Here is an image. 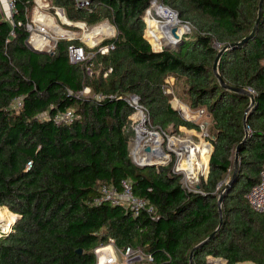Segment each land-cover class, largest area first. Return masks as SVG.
<instances>
[{"label": "trees", "instance_id": "16d2710c", "mask_svg": "<svg viewBox=\"0 0 264 264\" xmlns=\"http://www.w3.org/2000/svg\"><path fill=\"white\" fill-rule=\"evenodd\" d=\"M34 1L15 0V26L0 17V208L18 216L0 234V264H97L96 249L109 243L153 258L133 264H190L194 248L221 223L219 195L233 177L239 146L223 225L195 251L193 262L209 264L213 257L264 264V214L246 199L264 166V6L254 39L228 51L219 64L229 87L254 94L252 109L251 98L224 88L213 70L224 46L251 34L261 0H51L71 23L95 28L108 21L116 29L100 45L114 50L101 55L94 48L95 56L77 65L69 62L71 45L92 51L79 40L62 39L53 53L30 48L26 24ZM154 1L191 27L176 48L155 51L145 37ZM170 76L182 84L179 98L210 116L214 150L197 193L184 187L173 164L138 166L131 154L132 96L163 131H200L171 106L165 93ZM86 88L92 96L82 94ZM98 94L107 98L97 100ZM69 110L76 115L72 122L55 121ZM125 180L153 214L134 217L119 206L95 203L103 186L120 189Z\"/></svg>", "mask_w": 264, "mask_h": 264}, {"label": "built area", "instance_id": "2783aa9c", "mask_svg": "<svg viewBox=\"0 0 264 264\" xmlns=\"http://www.w3.org/2000/svg\"><path fill=\"white\" fill-rule=\"evenodd\" d=\"M51 0H35L34 8H33V17L29 19L26 24V29L30 33V37L28 39V45L33 51H45L47 53H53L57 47V43L62 39H73L69 31H66L63 26L67 28H86V25L83 23H71L67 20L65 16V12L63 9L53 6ZM6 4L9 10V14H6L5 20L15 26L14 17L18 14V9L16 6L15 0H0V17L2 15V5ZM152 8V7H151ZM52 10H55V14L58 15L61 19L62 25L60 26L54 20V16L52 15ZM173 12V11H172ZM151 13V9L146 12L147 17ZM175 13V12H174ZM176 14V13H175ZM53 16V17H52ZM19 25H22L21 23ZM56 29H61L65 34H59L56 32ZM97 29V27H96ZM95 30V28H94ZM92 29V31H94ZM91 33V32H90ZM146 34V33H145ZM87 35V34H85ZM69 36V37H68ZM99 35L94 37V45H91V49L100 47L101 43L106 39L99 40ZM152 45V44H151ZM153 47V45H152ZM155 51H160L161 49ZM111 50H114L113 45L100 47L98 53L101 55H107ZM69 62L71 64H84L91 60L95 56V52H87L83 46L71 45L68 49ZM111 72V70L109 71ZM108 73H105V77L108 76ZM88 73L90 76L93 75V71L91 70V66L88 67ZM91 90L86 88L83 95L89 93ZM97 100H104L107 98L106 95L98 94L95 96ZM112 98V96H110ZM132 106H134L137 111L133 118L130 117V122L134 124L136 120L134 116L136 114H142L145 120L147 121V112L146 110L134 99V96L129 99ZM15 107L19 108L22 105L21 100L17 99L15 101ZM178 102V101H176ZM174 105V104H173ZM182 114V109L180 107H175ZM184 115V114H183ZM185 116V115H184ZM76 118V115L73 111L69 110L65 113L58 114L55 117V121L57 123H70ZM185 118H188L185 116ZM140 124L137 125V128ZM210 146V144H208ZM211 149V146H210ZM212 150V149H211ZM212 152V151H211ZM135 158L137 155L134 153ZM181 157V152L179 154ZM142 155H140L141 157ZM140 157L138 159H140ZM182 159V158H181ZM136 160V159H135ZM137 161V160H136ZM140 162V160L138 161ZM182 160L177 161V166L174 168V172L177 174H181L186 171L182 167ZM198 172H194L193 174L188 173V176L184 175L182 178V182L184 187L189 192L197 193L199 192L197 185L200 182V175H197ZM246 199L251 206V208L259 214H264V166L260 174V180L257 184H255L249 193L246 195ZM97 205H101L103 203H110L113 206H119L123 208L127 212H131L134 217H139L143 212H148L149 214H153L155 212L154 207L150 206L149 203L142 199L134 193L133 184L130 180H125L121 184V188L118 189L116 187L103 186L101 191V196L95 200ZM97 256V264H119L115 254L117 252L110 247H99L95 251ZM123 256L126 258L127 263H132L134 261H140L146 259L149 262H153V258L151 256L144 255L140 250H133L132 248H127L123 252Z\"/></svg>", "mask_w": 264, "mask_h": 264}, {"label": "rangeland", "instance_id": "374dc122", "mask_svg": "<svg viewBox=\"0 0 264 264\" xmlns=\"http://www.w3.org/2000/svg\"><path fill=\"white\" fill-rule=\"evenodd\" d=\"M52 2V1H50ZM162 6L161 4H159L158 2L156 4L152 3V8H151V13L149 14V16L147 17V15L145 16V22L147 24L146 26V38L149 40V42L153 45V47L158 50V49H164L165 48V44H167L168 42H166V39H170L172 36L170 34V31L166 32L164 31V37L163 39L160 40V43H156L151 36H149V30L154 28L155 26H164L165 24L168 25L169 27L174 26V23H169L168 21H166L165 19L161 18L160 15L157 12V8L160 7H156V6ZM54 6V5H53ZM34 8V7H33ZM174 12V11H173ZM177 14V13H176ZM52 16L54 18V20L56 21V23L60 26L62 25L61 19L58 15L55 14V10H52ZM33 17V10L31 12V16L30 19ZM176 20L178 21V19L176 18ZM103 25H107V27H113L110 22H104L103 24L99 25L97 28L99 29V34H104L106 31L103 30ZM184 23H180L179 25H177V27H179V34H182L183 32L187 31L186 27H184ZM64 29L66 31H69L70 34L73 38H78L84 41V36L86 35V39L88 38L87 36L90 34V32L92 33V29L94 30V28H67L65 26H63ZM96 29V27H95ZM61 30V29H60ZM63 31V30H62ZM109 33H113V30L111 29L110 31H108ZM182 32V33H181ZM65 34V33H64ZM98 34V35H99ZM116 31H115V27H114V33L111 35H99V40H104L105 38H111L113 36H115ZM156 35L158 36V33H156ZM90 36V35H89ZM69 37V36H68ZM95 37V36H94ZM149 37L152 39L150 40ZM90 38V37H89ZM173 39V37H172ZM69 40V39H67ZM88 41V40H87ZM152 41V42H151ZM173 42L175 43V39H173ZM88 43L93 44L92 42L88 41ZM89 44V46H90ZM92 48V47H90ZM92 52H94L92 50ZM165 93L167 95H169L171 97V106L174 108L175 107H180L182 109L183 114L188 117L187 114H189L188 118H185V116L178 111L176 108H174L178 115L185 121H189L191 123H194L195 125H198L200 127V131H197L195 129H188L186 127H180L178 129L174 128L173 126H171L170 128H168L167 131H163L162 129H160L158 126H155L152 119L149 118V115L147 113V121L146 123H143V121L138 120V118L136 117L138 114H136L134 116V119L136 120V122L131 123V130H132V134H133V138L131 141V154L133 159H136L137 161H139L140 159H138L140 157V155H142L144 153L145 148L147 147H151L153 150L158 149L155 151V154L157 156H159L160 158L162 157V159L167 156L168 157V161L165 160H161V159H153L151 158L152 162H156L158 160H160V163L158 166H163V167H167L170 166L171 164H173V169L176 168L177 166V161L182 160V167L186 170L183 173H181V175L184 177V175L188 176V173L193 174L194 172H198L197 175H200V179L201 178H207L209 175V171H210V167H209V162H210V158L211 155L213 153L214 147L212 149H210V145H212V143L208 140L209 136H210V116L209 114L206 112L205 109L202 108H198V109H193L191 108V106L189 104H187L186 102H184L182 99L179 98V96H181V94L183 93L182 91V84L181 82H177L175 80L174 77L170 76L167 78L166 80V88H165ZM93 93L90 91L89 93H86L85 96H92ZM178 101V102H176ZM174 104V105H173ZM137 112V111H136ZM133 118V116L131 117ZM140 124L137 128L136 131V127L137 125ZM142 127L147 130L148 132H143L142 129H140V127ZM138 133V134H137ZM151 133H153V135L157 134L160 136L162 142L158 145L154 140L152 135H150ZM140 136L141 138L138 141L137 144V136ZM141 140V142H140ZM172 141H174V143H172ZM140 144V145H139ZM163 146L165 154L162 151L161 146ZM213 146V145H212ZM186 148L188 149V153L186 154L184 151H178L179 148ZM137 148H140L139 150ZM193 150V152H196L197 154L200 155L199 157V164L197 165V162L194 163V166L192 167V169L190 168L189 165V156H190V150ZM179 152H181V155H178ZM139 154L136 156L135 155ZM210 153V154H209ZM163 155V156H162ZM182 158V159H181ZM150 161V162H151ZM158 163V162H156ZM206 164V168L204 169ZM197 167H201L203 169H199ZM189 168L191 170H189ZM190 171V172H189ZM199 184V183H198ZM0 212L2 215H4L6 217V219L4 220H0V234L9 231L11 226H13L14 222L16 221V216L14 213H12L8 208L3 207L0 208ZM10 222V226L8 228V222ZM101 247H110L111 249H114L118 255L121 257V260H119V264H132V263H136V262H140L142 260H138V261H134L132 263H127L126 262V258L123 256V251L117 250L114 246L113 243H109L105 246H101ZM216 259L218 258H213L210 257L209 258V264H211L212 262L216 261ZM221 259V258H220ZM226 262L222 261V263H218V264H225ZM217 264V263H215Z\"/></svg>", "mask_w": 264, "mask_h": 264}, {"label": "water", "instance_id": "95a60500", "mask_svg": "<svg viewBox=\"0 0 264 264\" xmlns=\"http://www.w3.org/2000/svg\"><path fill=\"white\" fill-rule=\"evenodd\" d=\"M157 1H154L153 4H156ZM263 6H264V0H261L260 1V4H259V13H258V18H257V21H256V24H255V27L253 28L251 34L249 36H247L246 38L242 39L241 41L239 42H235V43H231V44H228L226 46H224L220 52L218 53L217 57H216V60H215V63H214V67H213V70H214V73L216 75V77L218 78L219 82L221 83V85L226 88V89H230L234 92H237V93H240V94H246L248 95L250 98H251V106L250 108L248 109V111L250 109H252L253 105L255 104V97H254V94L248 90H244V89H239V88H232V87H229L225 81L223 80V78L221 77L220 73H219V64H220V61L222 59V57L224 56V54H226L228 51H231V50H234V49H239V48H242L244 47L247 43H249L252 39H254V37L256 36L257 34V30L261 24V20H262V17H263ZM162 7V6H160ZM169 9V8H167ZM171 10V9H169ZM172 11V10H171ZM176 16L178 17V20L179 22H181V20L179 19V16L178 14H176ZM182 23V22H181ZM184 27L187 28V31H185L184 33L182 34H179L178 30H179V27H172L170 28V32L172 34V37L175 39V43L173 46H170L169 44H165V48H176L180 45V43L182 42L184 36H186L187 34H190L191 33V27L188 25V24H185ZM35 52H38V53H47L45 51H35ZM134 99L139 102L140 99L137 97V96H134ZM245 126H246V119H245ZM247 129V127H246ZM138 134V133H137ZM249 136V133L247 131V134H246V138L244 140V142L247 140ZM141 137L138 135L137 136V143L139 141ZM141 142V141H140ZM140 145V144H139ZM211 146V149H213V146ZM162 148V151L163 153L165 154V151H164V148L163 146H161ZM155 149L153 150L151 147H147L145 148L144 150V153L142 154V156L140 157V162L136 161L135 159L134 162L136 165L138 166H143V167H146V166H158L159 163H154L151 161V158L153 159H156L158 156H156L155 154ZM178 151H181V152H185L186 154L188 153V149L186 148H179ZM239 156H240V146L237 148V151H236V156H235V163H234V167H235V170H234V174H233V177L232 179L227 183L225 184L224 183H221L220 186L224 185L225 184V187H224V190L222 191V193L219 195V209H220V212H221V223L218 227V229L213 233L211 234L207 239H205L204 241H202L201 243H199L195 248L194 250L192 251L191 253V256H190V264H194L193 262V258H194V253L196 250H198L199 248H201L202 246H204L205 244H207L210 240H212L214 238V236L220 231L222 225H223V219H222V205H223V202H224V198H225V195L227 193V191L230 189V187L232 186V184L234 183L235 181V178H236V174H237V171H238V166H239ZM211 159V158H210ZM151 161V162H150ZM209 167H210V162H209ZM197 188L199 189L200 186L197 185ZM18 218V216H16V219ZM80 253H82V251H80ZM217 262H221L222 263V259L218 258L216 259ZM227 264V263H225Z\"/></svg>", "mask_w": 264, "mask_h": 264}, {"label": "bare ground", "instance_id": "6f19581e", "mask_svg": "<svg viewBox=\"0 0 264 264\" xmlns=\"http://www.w3.org/2000/svg\"><path fill=\"white\" fill-rule=\"evenodd\" d=\"M156 7H160L159 5L158 6H156ZM157 12H158V14L160 15V17L161 18H163V19H165L166 21H168L169 23H174L175 25L174 26H172V27H177V25H179L180 24V22H179V20L177 21L176 20V18L178 19V17L176 16V14L174 13V12H172L171 10H169V9H167L166 7H164V6H162V7H160V8H157ZM172 27H169L168 25H164V26H155L154 28H152V29H150L149 30V36H151L152 38H154L153 40L156 42V43H160V40L161 39H163L164 37H166V36H164V31L166 32V30L167 31H170V28H172ZM103 28V30L104 31H106L104 34H99V29L97 28V29H95L92 33H90L87 37V40L88 41H90V42H92V43H94V36H97L98 34L99 35H111V34H113V33H109L108 31H110L112 28H110V27H107V25H105V26H103L102 27ZM187 29V28H186ZM113 30V29H112ZM56 32L57 33H61V34H64V31H62V30H60V29H56ZM156 33H158V36L156 35ZM182 33V32H181ZM184 33V32H183ZM170 34H171V32H170ZM171 36H172V34H171ZM90 37V38H89ZM150 38V37H149ZM151 39V38H150ZM174 39V38H173ZM173 39H172V37L170 38V39H166L167 41L166 42H168L167 44H169L170 46H173L174 45V42H173ZM152 40V39H151ZM187 115H189V114H187ZM137 118H138V120H141V121H143V123H145V120H144V118H143V115L142 114H138L137 116H136ZM140 129H142V131L143 132H148L147 130H145L143 127H142V125H141V127H140ZM150 134V133H149ZM150 135H152V137H153V140L159 145L161 142H162V140H161V138H160V136L159 135H157V134H155V135H153V133H151ZM141 141V140H140ZM172 143H174V141H172ZM138 144V143H137ZM161 146V145H160ZM138 150L140 149V148H137ZM156 150H158V149H156ZM212 151V150H211ZM157 156V155H156ZM160 156V155H159ZM157 157L158 159H161V160H165V161H168V157L167 156H165L163 159H162V157L160 158V157ZM163 156V155H162ZM199 157H200V155L199 154H197L196 152H193V150L191 149L190 150V156H189V165H190V168L192 169V167L194 166V163H196L197 162V165L199 164ZM156 162H158V163H160V160H158V161H156ZM155 162V163H156ZM189 168V170H191ZM198 168V170L199 169H203V168H201V167H197ZM190 172V171H189ZM4 219H6V217L4 216V215H2L1 214V212H0V220L2 221V220H4ZM8 222V221H7ZM8 228H9V226L11 225L10 224V222H8Z\"/></svg>", "mask_w": 264, "mask_h": 264}, {"label": "crops", "instance_id": "0c3cea01", "mask_svg": "<svg viewBox=\"0 0 264 264\" xmlns=\"http://www.w3.org/2000/svg\"><path fill=\"white\" fill-rule=\"evenodd\" d=\"M2 15H1V19L2 20H5V18H6V14H9V10H8V8H7V5L6 4H3L2 5ZM111 24V23H110ZM112 25V24H111ZM103 26H105V25H103ZM113 26V25H112ZM98 27V26H97ZM77 28H79V27H77ZM86 28H88L87 26H86ZM110 28H112L113 29V33H114V26L113 27H110ZM89 29H91V28H89ZM115 31H116V29H115ZM114 37V36H113ZM146 37V36H145ZM112 38V37H111ZM107 39V38H106ZM69 40H79V41H81L82 43H84L85 45H87L89 48L91 47V45H94V43L93 44H90V43H88V41H87V39H86V35L84 36V41L83 40H81V39H78V38H73V39H69ZM149 41V40H148ZM89 44H90V46H89ZM91 49V48H90ZM92 50V49H91ZM94 50V49H93ZM188 117H189V115H188ZM115 257H116V259H117V261H119V260H121V257L118 255V253L117 254H115ZM119 263V262H118ZM133 264V263H132Z\"/></svg>", "mask_w": 264, "mask_h": 264}]
</instances>
